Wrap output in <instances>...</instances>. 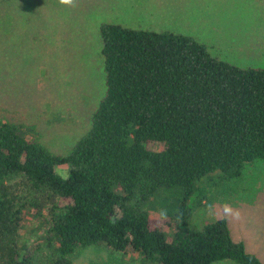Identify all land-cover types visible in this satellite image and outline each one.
<instances>
[{"label": "trees", "instance_id": "trees-1", "mask_svg": "<svg viewBox=\"0 0 264 264\" xmlns=\"http://www.w3.org/2000/svg\"><path fill=\"white\" fill-rule=\"evenodd\" d=\"M98 32L105 92L72 147L51 152L0 120V264H74L90 245L143 264H264L225 218L194 229L188 203L199 180L221 184L264 159V67L219 59L180 32L115 23ZM166 192L176 198L168 234L147 210ZM25 206L49 216L52 251L40 263L16 244Z\"/></svg>", "mask_w": 264, "mask_h": 264}, {"label": "rangeland", "instance_id": "rangeland-1", "mask_svg": "<svg viewBox=\"0 0 264 264\" xmlns=\"http://www.w3.org/2000/svg\"><path fill=\"white\" fill-rule=\"evenodd\" d=\"M101 23L184 33L219 59L264 67V0H76L75 7L59 0H0V120L18 124L22 135L37 138L51 152L72 147L88 130L105 92ZM56 171L66 175L68 167ZM174 198L166 192L147 205L151 215L168 223L167 234ZM188 203L194 229L225 218L232 238L264 262V159L246 164L238 177L221 184L199 180ZM25 207L16 244L21 254L40 263L52 251L49 216L44 211L34 216L35 210ZM72 261L143 264L136 255L105 245L81 248Z\"/></svg>", "mask_w": 264, "mask_h": 264}, {"label": "clouds", "instance_id": "clouds-1", "mask_svg": "<svg viewBox=\"0 0 264 264\" xmlns=\"http://www.w3.org/2000/svg\"><path fill=\"white\" fill-rule=\"evenodd\" d=\"M60 4L68 6V7H75L76 6V0H59ZM226 212H231L230 208H225ZM236 216H239V213H236Z\"/></svg>", "mask_w": 264, "mask_h": 264}]
</instances>
